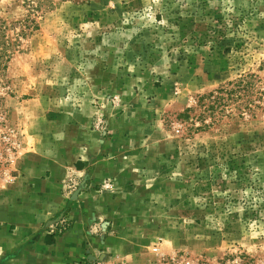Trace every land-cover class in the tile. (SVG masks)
<instances>
[{
  "label": "rangeland",
  "instance_id": "obj_1",
  "mask_svg": "<svg viewBox=\"0 0 264 264\" xmlns=\"http://www.w3.org/2000/svg\"><path fill=\"white\" fill-rule=\"evenodd\" d=\"M51 1L2 76L0 264H18L20 188L58 171L64 194L83 191L89 154L117 159V189H98L130 252L110 260L264 264V103L200 100L241 74L264 83V0Z\"/></svg>",
  "mask_w": 264,
  "mask_h": 264
},
{
  "label": "crops",
  "instance_id": "obj_2",
  "mask_svg": "<svg viewBox=\"0 0 264 264\" xmlns=\"http://www.w3.org/2000/svg\"><path fill=\"white\" fill-rule=\"evenodd\" d=\"M113 157L89 154L80 159L83 165L79 169L73 165L86 188L78 193L74 190L69 197L56 181L58 171L48 180L27 182L20 188L26 194L21 195L24 206H14L8 223L11 241L7 252L13 262L83 264L85 259L117 258L130 252L129 243L125 245L117 237V200L109 190H99L112 179L117 189V159ZM34 172L31 169L25 175L32 180ZM60 218L66 221L63 231Z\"/></svg>",
  "mask_w": 264,
  "mask_h": 264
},
{
  "label": "trees",
  "instance_id": "obj_3",
  "mask_svg": "<svg viewBox=\"0 0 264 264\" xmlns=\"http://www.w3.org/2000/svg\"><path fill=\"white\" fill-rule=\"evenodd\" d=\"M51 6V0H12L5 11L7 16L0 17V89L4 86L2 76L7 69L8 62L15 53L23 51V40L39 27L37 17L45 8ZM17 7L22 11L16 15L10 14L12 9ZM229 84V88L220 86L212 92L202 95L200 100H203L205 97L220 99L223 92L228 97L232 95L236 97L238 95L237 97L241 96L245 99L242 109L251 113L259 107L256 102L262 100L264 103V83L259 85L260 80H255L254 75L241 74L234 81H230Z\"/></svg>",
  "mask_w": 264,
  "mask_h": 264
},
{
  "label": "built area",
  "instance_id": "obj_4",
  "mask_svg": "<svg viewBox=\"0 0 264 264\" xmlns=\"http://www.w3.org/2000/svg\"><path fill=\"white\" fill-rule=\"evenodd\" d=\"M72 185H67V184H65L64 183V188L65 189H67L66 187H68V188H70ZM109 187V184L107 183V184H105L104 185V188H108ZM58 223L59 224H61L62 226H63V224H65L66 222H65V220L64 219H60L59 221H58ZM87 262H89V261H87ZM88 264V263H87ZM91 264H124V263H122L120 260H117V261H112V260H109V261H107V262H105V261H102V260H97V261H93Z\"/></svg>",
  "mask_w": 264,
  "mask_h": 264
}]
</instances>
